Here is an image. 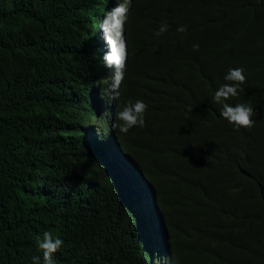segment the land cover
Instances as JSON below:
<instances>
[{
    "label": "trees",
    "instance_id": "trees-1",
    "mask_svg": "<svg viewBox=\"0 0 264 264\" xmlns=\"http://www.w3.org/2000/svg\"><path fill=\"white\" fill-rule=\"evenodd\" d=\"M123 2L0 0V264H43L46 231L55 264H264V0H131L110 99L100 23ZM234 68L251 128L212 99Z\"/></svg>",
    "mask_w": 264,
    "mask_h": 264
},
{
    "label": "clouds",
    "instance_id": "clouds-1",
    "mask_svg": "<svg viewBox=\"0 0 264 264\" xmlns=\"http://www.w3.org/2000/svg\"><path fill=\"white\" fill-rule=\"evenodd\" d=\"M131 6V0H124L123 3H119L115 8L105 14L104 19L100 23V31L102 32V39L108 46V51L103 56L104 67L112 69L113 78L106 90V94L110 99H116L119 96V87L123 80V70L126 63L127 52L126 45L123 39V28L124 23L127 20V14L129 7ZM167 30V25L161 26V28L155 33L160 36ZM186 29L181 26L178 28L179 32H184ZM199 45H193V50H198ZM243 68L229 69L224 79L229 83H225L220 86L215 92L213 102L221 105L220 116L225 119L229 124L237 130L241 128H251L254 124L253 115L254 110L250 106L243 104H237L235 106L226 103L238 95V89L245 83L246 77L243 74ZM147 109V105L137 100L133 103L131 100L128 101L123 110L117 113L116 119L119 123L113 125L114 129H117L119 133L127 134L133 127H144L145 118L144 113ZM98 137L100 135H97ZM107 154V153H105ZM152 205V199L148 196L145 201L142 202V207H150ZM149 233L151 239L157 238V230L149 226ZM64 241L60 238H53L50 232L43 234V239L38 240V250L42 253L43 264H55L53 255L62 246ZM168 255L160 260L161 263L154 261V264H167ZM40 256L36 255L32 258V264H37L40 260ZM157 259V258H155Z\"/></svg>",
    "mask_w": 264,
    "mask_h": 264
},
{
    "label": "rangeland",
    "instance_id": "rangeland-1",
    "mask_svg": "<svg viewBox=\"0 0 264 264\" xmlns=\"http://www.w3.org/2000/svg\"><path fill=\"white\" fill-rule=\"evenodd\" d=\"M103 35V34H102ZM107 46V45H106ZM108 47V46H107ZM112 77H113V74H112ZM161 261V260H160Z\"/></svg>",
    "mask_w": 264,
    "mask_h": 264
}]
</instances>
